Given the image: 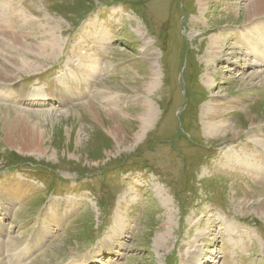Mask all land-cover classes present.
I'll use <instances>...</instances> for the list:
<instances>
[{
  "label": "rangeland",
  "instance_id": "1",
  "mask_svg": "<svg viewBox=\"0 0 264 264\" xmlns=\"http://www.w3.org/2000/svg\"><path fill=\"white\" fill-rule=\"evenodd\" d=\"M254 1L0 0V69L17 75L0 81V264H264ZM234 97L210 134L211 104Z\"/></svg>",
  "mask_w": 264,
  "mask_h": 264
},
{
  "label": "bare ground",
  "instance_id": "2",
  "mask_svg": "<svg viewBox=\"0 0 264 264\" xmlns=\"http://www.w3.org/2000/svg\"><path fill=\"white\" fill-rule=\"evenodd\" d=\"M199 3H200L201 6L204 4L202 2V0H199ZM247 8H250L249 11H251V13H249L248 15H252V17L248 19V24H249V22L251 21V19H255L258 16H263L264 15V0H256L254 2H250L248 5L245 6L244 10H247ZM253 15H255V16H253ZM260 30H261V28H260ZM221 38H222V36H220V39ZM13 39H15V41H17L18 40V37L15 35V36H13ZM221 41H222V39L219 41L218 38L212 39V43H211L212 44V47L217 52H221L222 49H223V47L221 46ZM258 41L261 42V43H263V44H259ZM44 43L43 44H40V45H37L38 47L36 48V50H33V48L31 47V54H35L37 57H34V58L36 60H38V61H42V60L44 61V60H46L47 57L48 58L51 57V54L53 55L54 52L56 51V49H58V48H56L57 45L55 46V43H53L51 41H49V43H47V44L46 43L44 44ZM246 44H247V46L250 45L253 54L256 55L255 56L256 60L257 61L261 60L260 59V51H263L264 50V36L262 34H259L257 37L256 36H252L250 39H247L246 38ZM19 54H22L23 56H26V55H24V52H19ZM8 59L13 62V65L20 66L18 68V70L21 71V72H24V71L25 72H28L30 70V68L33 67L32 66V63L33 62L31 61L32 62L31 63L29 61V57L28 58L22 57L20 60L19 59L17 60V57H9ZM30 73H31V71H30ZM16 80H17V75H15L14 72L9 71L7 68H4V70L0 69V81L8 82V83H14ZM234 99L226 98L222 102H220L219 105H216V103L213 102L211 104L210 112L207 113L208 117L211 119V120L209 119L210 122L213 123L214 120H212V119H215L217 116L221 115V110L220 109L226 110L227 109V104H229V105L230 104H233V103L236 104V100H238L239 98L237 99V97H234ZM6 110L9 111V112L14 113L16 115V117L12 121L13 126L16 124L17 121L23 122V119H25L21 115V113L19 111L15 110V109H7L6 108ZM154 112H155L154 111V108L151 105H149L147 103L144 104L143 115L138 120L139 123H140V126H141V128H139L140 132H139V134H137V136L134 139H138V137L140 136L141 132L143 130H146V129L149 128V125H150V122H151V119H152V116H153V113ZM6 117H7L6 121L7 120H10L9 113L6 115ZM218 123H220V122H218ZM211 126H212V130L213 131L210 134H214V132L220 133L223 130H227V128L225 127V121L222 122L220 125H218L217 123H213V125H211ZM7 139L10 142L13 141L11 135H8L7 136ZM18 142H19V145H21V147L23 149H39L40 143H41L39 140L35 139L34 136H32V131L31 130H27L26 133L22 135L21 141H19V139H18ZM248 167L251 168V169H253L256 172L255 179H258V164H257V162L253 161V163L249 164ZM4 192H6V193H4ZM4 192L3 193L6 194V195H9V194L12 195V194H14V192L13 193L12 192L9 193V191L7 192L6 190H4ZM16 194H17V192H16Z\"/></svg>",
  "mask_w": 264,
  "mask_h": 264
}]
</instances>
